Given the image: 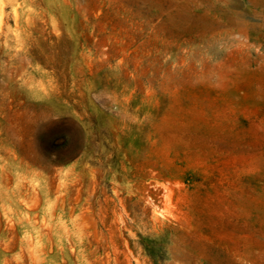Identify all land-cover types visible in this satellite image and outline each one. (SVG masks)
Wrapping results in <instances>:
<instances>
[{
  "label": "rangeland",
  "instance_id": "rangeland-1",
  "mask_svg": "<svg viewBox=\"0 0 264 264\" xmlns=\"http://www.w3.org/2000/svg\"><path fill=\"white\" fill-rule=\"evenodd\" d=\"M0 264H264V0H0Z\"/></svg>",
  "mask_w": 264,
  "mask_h": 264
},
{
  "label": "bare ground",
  "instance_id": "bare-ground-1",
  "mask_svg": "<svg viewBox=\"0 0 264 264\" xmlns=\"http://www.w3.org/2000/svg\"><path fill=\"white\" fill-rule=\"evenodd\" d=\"M233 16V15H232ZM227 18V17H226ZM231 20V19H230Z\"/></svg>",
  "mask_w": 264,
  "mask_h": 264
}]
</instances>
